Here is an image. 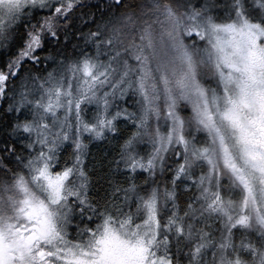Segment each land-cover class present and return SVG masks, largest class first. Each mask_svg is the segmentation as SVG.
<instances>
[{
	"label": "snow or ice",
	"instance_id": "1",
	"mask_svg": "<svg viewBox=\"0 0 264 264\" xmlns=\"http://www.w3.org/2000/svg\"><path fill=\"white\" fill-rule=\"evenodd\" d=\"M0 264H264V0H0Z\"/></svg>",
	"mask_w": 264,
	"mask_h": 264
}]
</instances>
